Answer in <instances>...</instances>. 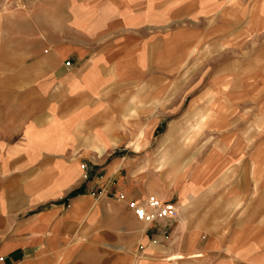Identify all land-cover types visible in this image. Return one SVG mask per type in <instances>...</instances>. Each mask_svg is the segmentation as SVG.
<instances>
[{"label":"crops","instance_id":"0c3cea01","mask_svg":"<svg viewBox=\"0 0 264 264\" xmlns=\"http://www.w3.org/2000/svg\"><path fill=\"white\" fill-rule=\"evenodd\" d=\"M4 10L0 5V215L28 217L0 226L14 230L0 242V264H67L100 246L125 248L115 258L133 264L128 247L138 242L146 248L143 264H264V208L253 191L264 176L253 158L245 174L238 143L223 137L209 145L190 177L179 171L173 181L161 163L151 176L113 153H140L163 128L164 82L154 88L162 75L151 72L165 70L166 22L208 19L209 0H18L12 14ZM226 114L212 110L209 118ZM123 166L131 167L125 177ZM120 189L130 199L153 194L176 202L179 215L150 225L156 241L98 238L103 211L142 223L128 201L116 199ZM87 231L93 236L84 237Z\"/></svg>","mask_w":264,"mask_h":264},{"label":"rangeland","instance_id":"374dc122","mask_svg":"<svg viewBox=\"0 0 264 264\" xmlns=\"http://www.w3.org/2000/svg\"><path fill=\"white\" fill-rule=\"evenodd\" d=\"M15 2L0 0V5L5 7L3 13L12 14ZM171 17L167 13V18ZM166 23L165 70L151 72V75H162L151 82L154 88L164 82L161 88L166 97L162 104L166 115L164 126L151 143L141 145L140 153L132 147L113 153L132 159L134 170L144 168L151 176L161 163V173L168 181H173L179 171H183L186 178L190 177L191 171L208 153L209 145L228 137L226 142L238 143L240 150L237 153L247 160L245 174H250L248 160L253 158L260 160L261 167L257 170L260 169L264 176V0H209L208 19L199 17L195 23L170 20ZM178 30H182L181 35H174ZM196 100L199 102L196 108H192ZM212 110H226V119L212 120L209 118ZM134 121L141 119L135 117ZM222 127L224 130H220ZM129 168L121 167L120 174L125 177ZM253 187L254 197H259L256 201H261L260 208H264V182L255 183ZM141 191L134 187L132 193ZM120 194H125L126 199H121ZM129 196L120 189L116 199L130 201ZM147 197L134 199L142 202ZM247 202L241 215L247 212L251 200ZM260 214L264 216V211ZM25 217L28 214L5 213L0 215V226L12 227L15 221ZM98 223L99 230L95 232L98 238H121L125 244L136 238L140 241L141 235H148L156 241L158 233L147 223L142 222L136 227L128 224L124 216L116 219L109 210L100 214ZM77 233L70 234V237H78ZM13 234L12 229L0 230V242ZM93 234L87 231L84 237L89 238ZM79 235L82 237L83 234ZM119 249L125 248L100 246L85 255H75L67 264H120L115 254L118 251L123 254L124 251ZM128 249H132L133 264L144 263L147 254L142 244L138 242ZM172 257L175 256L169 259L173 260Z\"/></svg>","mask_w":264,"mask_h":264},{"label":"built area","instance_id":"2783aa9c","mask_svg":"<svg viewBox=\"0 0 264 264\" xmlns=\"http://www.w3.org/2000/svg\"><path fill=\"white\" fill-rule=\"evenodd\" d=\"M4 1L11 3L18 0ZM67 65L70 66L71 63L68 62ZM120 198L126 199L125 194H120ZM128 207L140 221L149 225L159 223L162 220L175 219L179 215V206L176 202L163 201L154 195L148 196L142 202L132 199L128 201Z\"/></svg>","mask_w":264,"mask_h":264},{"label":"bare ground","instance_id":"6f19581e","mask_svg":"<svg viewBox=\"0 0 264 264\" xmlns=\"http://www.w3.org/2000/svg\"><path fill=\"white\" fill-rule=\"evenodd\" d=\"M196 180V179H195ZM184 256V255H183ZM182 256H175V257H172L171 259H177V258H181Z\"/></svg>","mask_w":264,"mask_h":264},{"label":"trees","instance_id":"16d2710c","mask_svg":"<svg viewBox=\"0 0 264 264\" xmlns=\"http://www.w3.org/2000/svg\"><path fill=\"white\" fill-rule=\"evenodd\" d=\"M80 192H75V193H73V196H75V195H78Z\"/></svg>","mask_w":264,"mask_h":264}]
</instances>
